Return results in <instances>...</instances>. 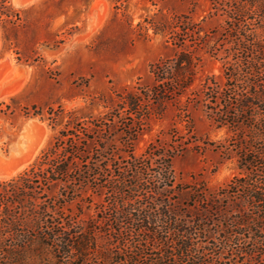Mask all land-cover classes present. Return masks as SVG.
Here are the masks:
<instances>
[{
    "label": "trees",
    "instance_id": "16d2710c",
    "mask_svg": "<svg viewBox=\"0 0 264 264\" xmlns=\"http://www.w3.org/2000/svg\"><path fill=\"white\" fill-rule=\"evenodd\" d=\"M211 2L226 18L210 49L224 81L207 78L199 97L232 133L215 147L236 154L239 175L218 190L183 188L171 150L133 152L150 109L195 81L196 58L184 50L152 66L151 88L120 95L109 123L87 128L97 134L67 131L28 169L0 179V264H264V0ZM0 20L22 21L12 0H0ZM113 123L127 156L106 147ZM89 190L107 202L85 219Z\"/></svg>",
    "mask_w": 264,
    "mask_h": 264
},
{
    "label": "rangeland",
    "instance_id": "374dc122",
    "mask_svg": "<svg viewBox=\"0 0 264 264\" xmlns=\"http://www.w3.org/2000/svg\"><path fill=\"white\" fill-rule=\"evenodd\" d=\"M12 3L22 21L0 20V179L28 169L67 131L97 134L87 128L109 123L120 95L151 88L152 66L184 50L196 58L195 81L184 96L150 109L133 152L140 156L150 145L171 150L175 182L183 188L203 183L218 190L239 175L236 154L215 147L232 133L216 127L199 97L207 78L224 81L210 49L221 42L226 18L211 0ZM111 127L114 141L106 147L127 156L122 129ZM85 197L86 206L92 203L85 219L107 202L91 190ZM76 204L70 206L75 213Z\"/></svg>",
    "mask_w": 264,
    "mask_h": 264
}]
</instances>
